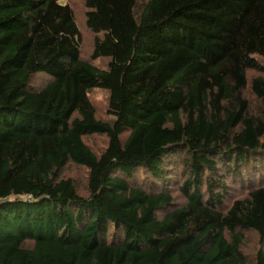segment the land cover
I'll list each match as a JSON object with an SVG mask.
<instances>
[{"label": "trees", "instance_id": "1", "mask_svg": "<svg viewBox=\"0 0 264 264\" xmlns=\"http://www.w3.org/2000/svg\"><path fill=\"white\" fill-rule=\"evenodd\" d=\"M0 264H264V0H0Z\"/></svg>", "mask_w": 264, "mask_h": 264}, {"label": "rangeland", "instance_id": "2", "mask_svg": "<svg viewBox=\"0 0 264 264\" xmlns=\"http://www.w3.org/2000/svg\"><path fill=\"white\" fill-rule=\"evenodd\" d=\"M62 1L65 2L66 0H62ZM89 98L94 104V106L96 107L98 116H100L103 119H106L107 115H106L105 109H106V102H107V92L102 89H94L89 92ZM87 141L89 143H93L94 144L93 146L99 143V139L97 137H92L90 138V140H87ZM69 171H71L70 173L76 174L79 178L82 177V171L79 169L73 168V169H70Z\"/></svg>", "mask_w": 264, "mask_h": 264}]
</instances>
